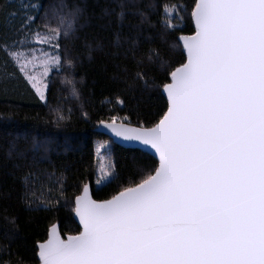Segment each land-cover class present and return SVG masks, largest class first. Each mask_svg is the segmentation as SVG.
Wrapping results in <instances>:
<instances>
[{
	"label": "snow or ice",
	"instance_id": "6c2138e0",
	"mask_svg": "<svg viewBox=\"0 0 264 264\" xmlns=\"http://www.w3.org/2000/svg\"><path fill=\"white\" fill-rule=\"evenodd\" d=\"M25 7L36 13L21 26L30 33L25 39L58 50L60 38L75 31L79 9ZM161 8L162 26L174 31L181 9ZM192 15L195 36L180 37L187 62L165 86L167 114L151 128L133 127L127 116L100 122L118 138L155 149L159 167L110 200L91 199L85 186L75 201L83 231L65 240L52 229L38 245L41 264H264V0H198ZM38 17L45 31L32 30ZM6 54L46 102L58 51L17 41ZM136 77L147 84L144 73ZM71 93L79 99L78 87ZM101 149L107 159V143ZM99 171L97 184L114 165L109 160Z\"/></svg>",
	"mask_w": 264,
	"mask_h": 264
},
{
	"label": "trees",
	"instance_id": "16d2710c",
	"mask_svg": "<svg viewBox=\"0 0 264 264\" xmlns=\"http://www.w3.org/2000/svg\"><path fill=\"white\" fill-rule=\"evenodd\" d=\"M19 1L0 0V46L9 45L18 22L11 16L20 12ZM35 2L49 12L61 4L65 13L80 10L75 31L60 39L64 78L78 87L80 97L73 98V86L64 87L58 75L47 103L41 101L6 48L0 50V261L10 264H39L38 245L55 225L64 239L82 232L74 217L75 201L86 185L100 202L154 174L159 167L154 156L116 146L95 130L112 116H127L125 123L136 127H154L169 108L164 89L170 72L186 63L180 37L195 32L197 0ZM166 3L181 9L174 31L162 26L161 5ZM35 26L43 30L41 17ZM137 72L144 73L146 85ZM58 114L68 118L60 120ZM56 139L58 150L49 149L48 155L37 147ZM98 140H110L113 146L114 175L102 186H96Z\"/></svg>",
	"mask_w": 264,
	"mask_h": 264
},
{
	"label": "rangeland",
	"instance_id": "374dc122",
	"mask_svg": "<svg viewBox=\"0 0 264 264\" xmlns=\"http://www.w3.org/2000/svg\"><path fill=\"white\" fill-rule=\"evenodd\" d=\"M19 3H20V6L18 7V11H20V12H18V13H16V14L11 16L13 21L17 20L18 22L15 23L14 24L15 26L11 29L12 33H11V35H9L10 41H9V45H7L8 48H11V47L15 46L17 41H22L24 49H28V48L40 49V48H43V49H46L47 51H49L50 53H53V54H57V51H58V54L61 56V65H60L59 70L53 68L51 73L46 78V82L48 83V88H47V90L45 92L46 101H47V95H48V92H49L48 89H49L51 83L53 82L54 78L57 79V77L59 75V77L64 80V84H63L64 87L66 85L69 86V84L72 85V82H70L69 79L64 78V73H65L64 69L66 68L65 67L66 65L63 62V55H61L60 40H59L60 47L57 50L55 48L50 47L47 44H36L31 39H25V36H30V33H28L27 31L21 32V26L24 24L25 18L27 16L35 15V12L31 8L25 7V5L29 4V3H36V2H35V0H20ZM53 22H55V20H52L51 24ZM56 26H57V23L55 24V26H52V27H56ZM31 28H32V30L38 29L35 26V23L31 25ZM41 31H45V29L43 28V30H41ZM64 38H66V37L62 36L60 39H64ZM8 48H6V50H8ZM9 59H10L11 63L14 65V67L19 70V68L15 66L14 61L11 58H9ZM40 70L41 69H39V68L32 69L31 66H29V69H28V71H30V72H32V71L39 72ZM20 73L23 76V78L29 83L31 89L36 92L35 88L32 87V84L25 78L24 74L21 71H20ZM43 102H45V101H43ZM45 103H47V102H45ZM101 143H107V145H108V150H107V157L108 158L107 159L104 157V150L103 149H101L100 153L97 152V148L100 146ZM58 144L59 143H58L57 139L56 140H52L49 143L46 142V141H43L41 143V145L39 146V149L40 150H44V154L48 155V151L47 150L54 149L53 151H57L58 147H59ZM63 145L65 147H67V143H63ZM95 146H96V158H97V167H96V170H97L96 181H97V179L100 176V171H99L100 167L102 165L103 166H107L108 163H109V160H110L111 164L114 165V160H113V157H112L113 146H112V142L110 140H106V141L98 140V141H96V145ZM113 175H114V171L112 172V174H111L109 179L105 180L103 183H100V184L96 183V186H102L104 184H107L108 181L113 177Z\"/></svg>",
	"mask_w": 264,
	"mask_h": 264
},
{
	"label": "water",
	"instance_id": "95a60500",
	"mask_svg": "<svg viewBox=\"0 0 264 264\" xmlns=\"http://www.w3.org/2000/svg\"><path fill=\"white\" fill-rule=\"evenodd\" d=\"M196 3H198V0H197ZM193 26H195V32H194V34L193 35H189V36H184V37L195 36L197 27H196V21H195V18L194 17H193ZM180 43H181V45L183 47V42L181 40H180ZM183 50H185V53H186V62H187V51H186V49L184 47H183ZM171 82H172V80H171ZM164 95H165V97H167V100H168V95H167L165 89H164ZM168 105H169V100H168ZM116 123L118 124L119 122H116ZM130 125L133 126V127H136V126H134L132 124H130ZM95 131H96V133H98L100 135H103L105 137L107 136L108 138H110L112 140V142L116 146L119 145V146H121V147H123L125 149H128V150H130V149H136V150L144 151V152L148 153L149 155L154 156L159 161V154L155 151V149L151 148L148 145L143 144L140 141H125L122 138H118L113 133H111L110 130H108L107 128H105L103 125H100L99 127H97ZM86 186L88 187V195L91 197V199L94 200V196H93V193H92V187H91V185L88 184ZM82 195H84V192H82ZM82 195H80V196H82ZM74 217H75V219H76L79 227L82 228V231H83V224L81 223L80 218H79V216L76 213V209H75ZM52 229H55L56 230V233L60 236V238L61 239H64L63 236H62L61 229H60L59 225L53 226ZM52 229H51V232H52ZM51 232H50V234L48 236V239L50 238ZM48 239L46 240V242L48 241ZM65 240H67V238ZM39 264H41L40 259H39Z\"/></svg>",
	"mask_w": 264,
	"mask_h": 264
}]
</instances>
